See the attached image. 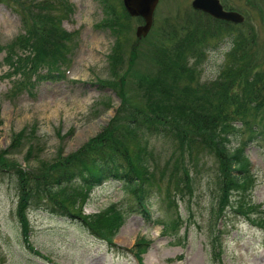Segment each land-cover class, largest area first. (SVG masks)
Returning <instances> with one entry per match:
<instances>
[{"label": "rangeland", "instance_id": "obj_1", "mask_svg": "<svg viewBox=\"0 0 264 264\" xmlns=\"http://www.w3.org/2000/svg\"><path fill=\"white\" fill-rule=\"evenodd\" d=\"M68 1L75 7L73 15L67 6L57 5L51 13V25L48 21L38 20L39 26H46L48 32L56 25L61 34L73 35L67 43L69 52L64 59L61 52L49 58L50 61L56 60L58 69L52 75L59 77L58 80H37L32 92L15 89L21 75L13 73L4 62V53L0 52V151L7 148L14 134L22 129L33 128L36 133L32 159L28 157V141L11 158L18 165L29 163L28 168L39 173L60 158L59 152L65 155L74 153L102 134L122 104L118 93L125 92L138 104L143 93L149 90L147 84L138 88L137 79L145 83L149 79L162 80L171 87L177 73V83L188 89L185 95L180 96L191 92L188 99L195 98L205 94L207 88L213 89L217 96H226L228 83L220 75L230 62L228 55L234 48V37L228 36L224 29L218 31L217 38L208 41L204 62L197 63L196 80L180 64H172L174 54L180 49L177 41L170 48L172 57L161 51V47L167 48V43L178 34L179 39L189 41L187 53L191 58V45L195 44V40L186 38L183 27L190 24L195 30L201 24L192 10L193 0H161L151 32L140 41L136 30L144 23L140 18H132L125 13L122 0ZM222 2L231 5L249 21L234 28L237 39L240 38L239 32L247 36L249 27L255 29L258 46L252 48L254 63H259L257 69L261 67L264 71V0ZM24 28L16 10L0 5L1 44L14 40L25 32ZM58 28L54 32H59ZM39 33L44 34L43 29ZM207 36L202 40L207 41ZM111 56H117L121 63L112 64ZM245 63L247 60H243L242 64ZM112 67L118 73L117 80L110 77ZM29 68L30 64L26 69ZM46 71L43 69L41 74H46ZM119 78L124 80L123 84ZM100 83L105 87H100ZM129 113L133 115L134 111ZM151 113L164 116L171 113L174 119L179 120L189 114L172 111L169 105H164L161 110L153 108ZM145 140L149 141L150 148L156 151V158L161 161H165L174 150L171 141L147 136L132 138L130 153L143 148ZM198 152V149H193L191 157L187 150L183 153L191 180L185 188H182V178L177 180L175 187L170 185L171 182L165 186L163 175L158 174L159 170L153 165L160 182L151 190L154 194L150 197V205L155 218L165 221L168 217L167 205L161 198L168 193L175 196L177 207L174 210L183 219L176 239L167 232L163 233V226H153L140 215H133L114 239L116 247L94 237L79 220L33 209L28 213L31 241L39 252L32 251L16 213L18 181L13 172L0 174L3 175L0 176V264H138L130 251L141 237L152 243L144 255V264H264V230L239 218L234 228L227 230L229 232L222 241L221 261L214 257L210 233L212 229L221 227V222H217L213 214V209L217 207V193L220 194L219 183L214 185L212 182L218 176L219 162ZM246 152L252 163L251 176L255 186L250 198L253 203L264 206V148L252 143ZM183 172L187 173L186 170ZM113 204L127 207L134 206L135 202L122 183L109 181L91 192L84 213L93 215ZM240 204L233 194L232 209L239 208ZM232 209H228L229 219L234 220L236 213ZM258 217L262 218L260 214ZM228 221L226 219L224 223Z\"/></svg>", "mask_w": 264, "mask_h": 264}, {"label": "trees", "instance_id": "obj_2", "mask_svg": "<svg viewBox=\"0 0 264 264\" xmlns=\"http://www.w3.org/2000/svg\"><path fill=\"white\" fill-rule=\"evenodd\" d=\"M3 3L20 14L25 26V32L19 34L10 43L6 45L0 43V52L5 53L4 62L14 74L21 75L15 89L29 92L37 80L57 79L58 77L52 75V72L58 69L56 60L50 61L49 58H52L56 52H61L64 59L69 52L67 43L73 35L66 32L61 34V30L56 25L51 32H48L46 26H39L38 20L48 21L51 25L50 22L53 19L51 13L57 5L58 7L67 6L73 13L72 6L67 2L54 0H0V4ZM48 11L50 12L47 13ZM214 23L216 26L220 25L217 21ZM55 28H58L59 32H54ZM42 29L44 34L39 33ZM208 29L209 27L202 24L195 30H192L190 24L183 27L187 34L186 38L190 37L194 40L200 36L199 34L206 33ZM227 30L229 32L230 27L227 26ZM176 41L180 49L173 56L170 48ZM184 41L179 39L177 34L170 43H167V48L161 47L163 48L161 51L166 56H173L172 64L177 62L194 78L193 70L188 66L189 41ZM244 41L242 59L239 57L238 49L233 62L222 72V77L228 83L224 98L217 96L214 90L209 88L205 90V94L195 98L188 99L191 92L187 96H180V94L185 95L188 89L180 87L177 83V73L174 75L176 78L171 87L166 86L165 81L162 80L149 79L145 83L137 79L138 88L143 87L144 84L149 87V90L141 96L142 101L137 98L139 103L135 104L125 92L118 93L122 104L110 121L109 127L102 134L85 143L78 151L69 155L59 152L60 158L54 163L49 161L48 163L52 164L44 167L39 173L32 169L26 170L11 159L26 145L27 141L30 145L28 157L32 159L36 149L33 143L36 136L35 130L23 129L14 134L10 146L0 151V174L6 171L13 172L18 181L16 213L25 239L28 240L31 231L28 213L37 209L54 216L79 220L97 237L109 243L112 242L128 217L138 214L148 218L144 203L146 197H150V185L158 182L157 174L153 171V164L160 170L167 181V186L171 182L170 185L175 187L179 178H182L181 183L186 185L190 180V172L188 169H186L187 173L183 172L185 166L182 152L187 150L191 157L193 149H198V154L215 156L219 162V172L214 182L219 183V189L223 194L214 210L217 216L221 213L218 216L221 217L232 195L231 192L246 189L247 177L241 172L246 171L250 164L242 146L240 148L229 146L230 138L240 136V133L245 130L246 144L255 141L258 145H264V71H256V67L253 66L254 35L245 37ZM244 59L247 63L243 65L238 63ZM164 60L166 65V59ZM111 61L116 65L121 63L117 56H111ZM28 64L30 68L26 69ZM169 67L166 66V68ZM43 69H47L46 74H41ZM50 75L53 77L49 78ZM117 75V71L112 67L110 77L117 80ZM119 79L123 84L124 80ZM235 88H239L240 92L234 91ZM151 89L154 90L151 91ZM164 105L171 106L172 111L179 110L181 113L189 114L179 120L174 119L171 113L167 116L151 113L153 108L161 110ZM131 111H134L133 115L129 113ZM235 124L240 126L236 127ZM147 136L169 140L173 144L172 154L164 163L161 161L162 165L157 164L155 151H151L149 145L146 148V143L143 148L130 153L129 146L132 138L140 139ZM174 157L177 159L175 160ZM26 165L29 167V163ZM235 173L240 175L236 176ZM108 180L120 181L134 197L135 205L127 206L123 210L113 206L100 214L83 215V206L90 191ZM166 196L171 201V194H165ZM162 199L166 203L165 198ZM168 209L171 210L172 206ZM242 209H244L243 205L239 208V212ZM178 222L176 216H168L165 221L163 218L157 219V224L163 226L164 233L173 231ZM220 234V232H211L214 247L219 248ZM140 246L137 245L139 248ZM141 252L140 249L138 255Z\"/></svg>", "mask_w": 264, "mask_h": 264}, {"label": "water", "instance_id": "obj_3", "mask_svg": "<svg viewBox=\"0 0 264 264\" xmlns=\"http://www.w3.org/2000/svg\"><path fill=\"white\" fill-rule=\"evenodd\" d=\"M159 0H125V6L133 16H143L146 20V25L139 27L137 36L141 38L146 36L153 23V14ZM195 9L204 10L214 15L217 18L225 19L233 22H243L244 19L237 13L223 12L218 0H195L193 2Z\"/></svg>", "mask_w": 264, "mask_h": 264}]
</instances>
